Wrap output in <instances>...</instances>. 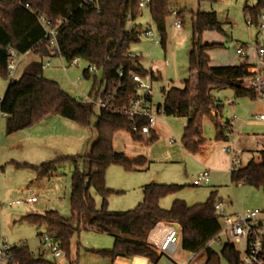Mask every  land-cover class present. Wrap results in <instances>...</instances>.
<instances>
[{
	"label": "trees",
	"instance_id": "trees-1",
	"mask_svg": "<svg viewBox=\"0 0 264 264\" xmlns=\"http://www.w3.org/2000/svg\"><path fill=\"white\" fill-rule=\"evenodd\" d=\"M148 9L161 37L160 45L166 49V21L173 17L175 9L169 0H151ZM263 9L264 0H257L252 6L245 5L243 12L252 25L258 27ZM141 11L138 0H96L95 6H86L83 0H0V76L8 78L9 49L15 50L19 57L29 52L36 57L19 79L10 81L5 95L0 99V110L7 115V134L32 128L54 117L87 128L91 126L94 116L93 104L71 98L58 83L43 76V65L51 58L52 47L40 17L50 21L53 26L59 19L66 21L58 28L59 52L56 57L64 59L68 66L74 59L86 62L88 67L83 75L87 80L92 79L88 68L95 66L102 77L100 80L93 77L91 95L103 88L107 91L120 87L116 107H124L129 106L137 94L136 85L129 78L130 73L155 80L154 73L141 65L140 56H130L132 46L140 43L143 30L139 27L129 30L128 24L134 22ZM182 15L178 12L180 19ZM191 20L189 78L181 88L170 86L162 89L163 102L159 110L162 115L186 119L182 148L193 156L204 157L210 148L203 131L205 119L213 124L215 141H225L229 135L230 122L225 119L224 105L216 97V92L229 90L238 99L255 100L247 87L255 67L246 62L237 66L212 67L208 52L222 49L224 44L204 43L203 34H223L222 24L214 12L194 13ZM146 123V120H138L137 126L140 128ZM133 126V122L124 115L100 110L94 126L97 141L84 157L89 164L88 172H81L77 168L79 157L59 158L37 167L16 164L17 167L34 168L39 173V179L51 177L60 163L70 162L76 166L71 177V219L66 220L57 212L50 211L44 215H28L23 220L37 228H46L47 234L68 258L72 238L79 228L74 226V222L80 226L86 217L90 227L114 238L111 250L99 252L112 262L123 257H140L158 264L162 256L147 245L146 238L158 222H172L181 227L182 250L189 254L204 253L203 264H222V260L228 264H239L240 254L233 245H224L220 254L208 246L221 229L215 211V192L204 203L188 205L185 201L175 200L169 209H164L160 201L177 193L183 186L153 182L142 189L143 201L135 209L126 212L108 209V198L114 193L106 188L108 168L115 165L134 171L147 163L144 158L128 159L124 153L116 152L113 148L114 135L121 131L128 132L134 140H142ZM154 140L155 136L149 142ZM259 158V161L252 159L230 174L231 183L264 189V150L259 152ZM91 190L102 197L101 208H97ZM15 257L18 264H48L36 259L27 246L16 249Z\"/></svg>",
	"mask_w": 264,
	"mask_h": 264
},
{
	"label": "rangeland",
	"instance_id": "rangeland-1",
	"mask_svg": "<svg viewBox=\"0 0 264 264\" xmlns=\"http://www.w3.org/2000/svg\"><path fill=\"white\" fill-rule=\"evenodd\" d=\"M256 2L257 0H217L216 3L169 0L172 8L183 14L180 16L183 26L181 29H175L174 17L166 21V49L160 45L161 37L151 19L149 9H143L134 22H129V30L134 27H139L143 31L149 29L158 42L156 45L152 40L141 37L140 43L132 46L131 50L141 57L143 68H152L162 74V80L153 84L154 105H161L163 102L161 89L168 84L181 88L184 81L189 78V53L192 48L191 18L194 13L214 12L222 24L223 34L217 32L203 34L204 43L224 44L223 49L212 51L210 54L211 65H223L236 55V50L243 44L248 48L252 61L256 40L264 47V31L261 32L260 28L255 26L248 27L247 21L250 18L244 15L243 8L245 5L252 6ZM35 60L33 52L19 57L15 80L19 79ZM165 61L169 63L168 67L165 66ZM49 62L51 66L43 70V76L58 83L71 98L81 101L82 93L90 92L93 78L91 80L84 78L83 72L88 67L86 62L80 61L79 67L68 66L61 57H53ZM96 77L100 80L102 73L97 72ZM10 81L9 78L0 76V99L5 95ZM216 97L224 105L225 119L233 122L234 132L230 137V143L239 152L242 165L244 166L250 157L259 161V152L264 150V121L259 119L260 115L264 116V102L250 98L238 99L229 90L216 92ZM228 100H232L234 105H228ZM99 115L100 108L96 105L90 127L82 128L70 120L54 117L47 123H40V126L35 127L37 129H27L12 135L6 132V119L0 120V240L6 239L12 246L25 243L36 259H42L48 264H153L149 259L140 257H123L112 262L102 256L99 252L111 250L114 238L90 227L86 217L83 218L80 226L78 222H74V226L79 228L72 238L69 258L63 253L61 259H55L39 245V236L47 233L46 228H37L23 220L28 215H44L50 211L57 212L66 220L71 219V177L76 166L70 162L60 163L56 176L39 179V173L34 168L15 165L27 164L37 167L59 158L79 157L77 168L81 172H88L89 164L84 157L97 141L98 136L94 126ZM233 116L237 117V121L232 120ZM186 124V119L162 115L157 123L162 134L153 142L143 139L134 140L125 131L114 135L113 148L116 152L125 155L134 154L135 159L144 158L147 163L134 171H127L115 165L108 168L106 188L114 192L108 198L107 207L110 211L126 212L135 209L143 201L142 189L153 182L183 186L177 193L160 201V206L164 209H169L175 200L185 201L188 205L204 203L211 192L215 191L217 201L233 204V208L231 210L229 208L230 211L264 209V189L257 190L231 183L229 163V167L225 168L229 156L222 152L225 144L223 141H215L214 127L209 119H205L203 131L212 147L211 156L217 170L211 172V184L194 186L193 183L203 171V166L197 156L186 153L182 148L181 138ZM40 135L45 136L44 143L47 146L45 149L44 146L43 148L32 146L39 143ZM25 140L28 141L24 142ZM36 148L40 151L35 152ZM249 149L256 151L252 155ZM91 195L97 208H101L102 197L95 190H91ZM31 198H35L38 202L20 206L11 205ZM227 243L228 239L222 237L220 241L213 242L211 248L220 254ZM235 248L243 253V245H235ZM193 257L181 248L174 255V260L162 256L158 264H177ZM204 262L205 254L200 253L194 264ZM222 264L228 263L222 260Z\"/></svg>",
	"mask_w": 264,
	"mask_h": 264
},
{
	"label": "built area",
	"instance_id": "built-area-1",
	"mask_svg": "<svg viewBox=\"0 0 264 264\" xmlns=\"http://www.w3.org/2000/svg\"><path fill=\"white\" fill-rule=\"evenodd\" d=\"M86 6H95L96 0H83ZM151 0H138V5L141 10L148 9ZM173 17L176 19L174 22L175 29L182 28V22L178 16L177 11H173ZM41 24L47 29L46 38L50 42L52 47L51 58L56 57L59 50L57 47V34L58 28L66 21L59 19L53 26L50 21L44 17H40ZM248 27H253L250 20L247 21ZM264 31V14L261 16V21L258 26ZM141 37L152 40L154 44H158L154 39V34L151 30L146 29L142 32ZM255 58L253 66L255 67L254 75L247 81V87L252 92L256 101L264 102V47L259 45L256 40L254 44ZM248 48L246 45H241L236 54L239 57L247 55ZM132 58L136 55L131 54ZM50 58V59H51ZM19 56L13 49H9V62H8V78L10 80L15 79V72L17 70V60ZM49 59V60H50ZM47 60L43 65V70L49 68L51 63ZM81 60L74 59L69 66L79 67ZM169 63L165 61V65ZM88 72L91 78L96 77L98 72L95 66H90ZM123 73H120L122 77ZM129 78L136 85V97L130 103L129 106L116 107L117 100L119 99V89L99 91L91 95V90L88 94L82 93V101L85 103H91L94 106H98L100 110L106 112L121 114L126 116L131 122H133V130L138 132L140 138L148 141L152 137V131L155 128L157 121L162 116L159 105H154L153 102V84L151 79L142 78L138 74L130 73ZM1 103V100H0ZM228 104H233L232 100L227 101ZM7 115L0 110V120L6 118ZM260 120H264V116H259ZM138 120H146V125L142 127L137 126ZM232 120L237 121V117L233 116ZM228 138L223 141L224 146L222 152L229 156L230 161V174L237 172L242 167V161L239 152L234 149L233 144L230 143V137L233 134V130L230 126L228 128ZM236 138L234 139V143ZM172 143L174 140L171 141ZM211 182L210 170H203L199 173L194 186L208 185ZM36 202L35 198L26 200L25 202L17 201L12 206H20L23 204H31ZM215 211L221 222V229L216 237L209 242L208 246H211L213 242L220 241L222 237L228 239V243L233 245H243V253L240 254L239 264H264V209H247L243 211L230 212L229 206L223 201H217L215 204ZM147 245L152 248L158 255L166 256L170 260H174V255L181 249V227L172 222H158L148 233L146 238ZM39 245L44 248L46 252L50 253L55 259H61L63 252L60 249L58 243L50 237L47 233L39 236ZM25 243H19L17 245H10L6 239L0 240V264H18L16 262L15 250L25 247ZM236 249V248H235ZM200 254H192L194 257L190 260H184L182 263L177 264H194L196 257Z\"/></svg>",
	"mask_w": 264,
	"mask_h": 264
},
{
	"label": "crops",
	"instance_id": "crops-1",
	"mask_svg": "<svg viewBox=\"0 0 264 264\" xmlns=\"http://www.w3.org/2000/svg\"><path fill=\"white\" fill-rule=\"evenodd\" d=\"M182 26H183V24H182ZM206 33V32H205ZM223 49V48H222ZM216 50H220V49H216ZM212 51H215V50H212ZM212 51H210V52H208V56H209V58H210V65H211V53H212ZM132 54H134V55H136V56H138L137 54H135L134 52H132ZM254 55H253V59H252V61H251V57H250V55L248 54V50H247V55L246 56H244V57H239L237 54L236 55H233V57H231V59H229L228 61H226V63H223V65H211L212 67H230V66H237V65H240V64H242V63H244V62H246L247 64H252L253 65V62H254V58H255V53H253ZM166 67H168L169 66V64L168 65H165ZM147 70H151L153 73H154V77H155V80L154 81H152V84H154V82L155 81H159V80H162V74L160 73V72H158V71H155L154 69H152V68H149V69H147ZM170 85L168 84L167 85V87H169ZM167 87H164V88H167ZM161 92H162V89H161ZM162 97H163V93H162ZM228 104V103H227ZM228 105H234V103L233 104H228ZM261 116V115H260ZM263 116V115H262ZM6 119V118H5ZM51 119H53V118H51ZM51 119H49V120H47V121H44V122H42V123H47L48 121H50ZM55 119H58V118H56L55 117ZM160 119V118H159ZM227 120V119H226ZM229 121V120H228ZM260 121H264V120H260ZM230 122V121H229ZM41 123V124H42ZM157 123H158V121H157ZM40 123L39 124H37V126L35 125L34 127H32V128H29L28 130H30V129H32V130H34V129H37V128H35V127H38V126H40L41 125ZM230 126H231V128H232V130H233V132H234V127H233V122L231 121L230 122ZM27 130V129H26ZM24 131V130H23ZM20 132H22V131H20ZM33 133H35V132H33ZM39 133V132H38ZM37 133V134H38ZM162 134V131L157 127V124H156V126H155V128L153 129V131H152V137L153 136H155L156 137V139H158V137L160 136ZM39 137V136H38ZM37 137V138H38ZM45 136L44 135H40V137L38 138L40 141H39V143L37 144V145H35V144H33L32 146H34V147H41V148H43L42 146H44V148L43 149H45L47 146H45L46 144L44 143V138ZM151 137V138H152ZM248 139V138H247ZM28 140H25L24 142H27ZM145 141V140H144ZM148 142H149V140H148ZM250 151L249 152H251V154L253 155L254 153V151H256L255 149L254 150H251V149H249ZM35 152H39L40 151V149H38V148H36L35 150H34ZM261 151H263V150H261ZM186 152V151H185ZM258 152V151H257ZM187 153V152H186ZM212 147H211V145H210V148H209V151H208V153L204 156V157H201V156H197V158L198 159H200V161H201V163H202V166H203V170H210V172H212V171H214V170H217L216 169V164H215V161L213 160V158H212ZM189 154V153H188ZM126 157L128 158V159H135V157H136V155H134V154H131V153H127L126 154ZM240 158H241V156H240ZM253 158H251L250 157V159H248V161H246V163H245V165L249 162V161H251ZM229 161V160H228ZM228 161H226V166H225V168L227 169V166L229 167V165H230V161L228 162ZM241 161H242V159H241ZM228 163H229V165H228ZM242 164H243V161H242ZM244 165V166H245ZM243 166V165H242ZM57 172V171H56ZM56 172H54L53 174H52V176L51 177H49V178H52V177H54V176H56ZM211 182H212V179H211ZM211 182L209 183V184H211ZM208 184V185H209ZM239 185H241V184H239ZM211 193H213V192H211ZM215 193L217 194V192L215 191ZM38 201L36 200V202H34V203H37ZM224 202V201H223ZM226 205H228L229 206V208H230V210L233 208V204L232 203H226V202H224ZM229 210V211H230ZM236 211H243V210H234V211H230V212H236Z\"/></svg>",
	"mask_w": 264,
	"mask_h": 264
}]
</instances>
